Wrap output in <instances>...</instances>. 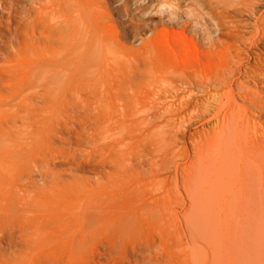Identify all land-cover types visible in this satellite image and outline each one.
<instances>
[{
    "label": "bare ground",
    "instance_id": "1",
    "mask_svg": "<svg viewBox=\"0 0 264 264\" xmlns=\"http://www.w3.org/2000/svg\"><path fill=\"white\" fill-rule=\"evenodd\" d=\"M48 6L64 35L63 87L102 90L93 102L95 139L82 136L113 167L95 183L83 178L85 230L107 231L121 242L155 236L159 264H264V0H49ZM244 12L257 15L244 46L221 39L227 30L247 28L237 18ZM143 55L145 86L122 100L117 86ZM46 70L39 69L40 88L53 85ZM20 155L0 138L4 218L20 201L12 198ZM99 231L93 234L103 236Z\"/></svg>",
    "mask_w": 264,
    "mask_h": 264
},
{
    "label": "rangeland",
    "instance_id": "2",
    "mask_svg": "<svg viewBox=\"0 0 264 264\" xmlns=\"http://www.w3.org/2000/svg\"><path fill=\"white\" fill-rule=\"evenodd\" d=\"M48 1L0 0V138L21 151L14 169V185L20 189L13 188L12 192L14 201L19 198L20 201L5 218L0 215V264H159L161 257L155 236H146L151 239L139 236V241L135 236L139 243L145 240L142 244L132 238L121 242L114 241L107 231H86L83 226V178L90 175L87 177L91 182L105 179L100 177L102 172L108 173L113 167L109 161V166L103 164L97 152L91 151L95 149H87L93 142L83 143L86 133L92 134L87 135L89 143L95 139L93 122H96L97 112L93 102L102 90L100 92L98 85L78 88L80 91L63 87L67 62V54L61 50L64 35L61 21L52 15ZM60 12L65 15L67 8L63 6ZM256 16L239 14L237 18L245 22L247 28L227 30L229 35L221 39L235 41L243 47L245 39L255 31ZM161 27L159 24L157 28ZM145 33L146 30L142 32L143 37ZM262 44L264 49V41ZM263 49L260 50L264 62ZM260 50L252 49L253 52ZM58 51L61 53H56ZM138 62L139 66L129 70L131 74L127 71L126 76H129L117 86L116 93L122 100L128 101L132 96L128 94L130 91L145 86V55L139 56ZM41 67L48 68L42 73L44 77H52L50 88L46 84L45 88L37 86ZM195 97L203 98L199 93ZM86 112L91 115L87 113L89 120L84 118ZM85 155L88 158L85 159ZM145 157L140 160L145 162ZM138 161L135 162L138 164ZM88 162L100 169L95 166L90 169ZM94 231L107 233L109 237L96 236ZM150 240H154L153 243Z\"/></svg>",
    "mask_w": 264,
    "mask_h": 264
}]
</instances>
